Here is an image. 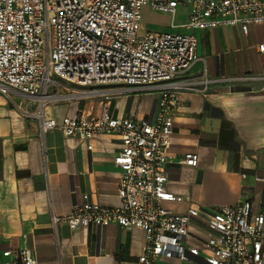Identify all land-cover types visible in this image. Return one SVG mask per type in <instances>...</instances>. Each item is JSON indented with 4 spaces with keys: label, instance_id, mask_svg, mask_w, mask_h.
Here are the masks:
<instances>
[{
    "label": "built area",
    "instance_id": "2783aa9c",
    "mask_svg": "<svg viewBox=\"0 0 264 264\" xmlns=\"http://www.w3.org/2000/svg\"><path fill=\"white\" fill-rule=\"evenodd\" d=\"M144 8L169 17L182 11L184 22H171L165 32L145 30ZM259 23L264 0H0V95L22 117L37 120L41 135L58 131L84 141L88 151L96 136L120 137L112 160L121 171L119 205L100 206L83 195L63 223L70 229L115 224L142 230L138 264H264V203L256 212L248 200L209 212L195 205L183 213L165 207L181 200L167 190L165 174L177 96L258 79L211 78L204 68L193 75V65L203 64L195 33L237 26L245 35ZM148 91L159 95L150 118L110 114L111 97ZM83 100H98L97 112L44 118L47 105ZM197 160L188 153L179 164L196 167ZM193 221L205 227L204 239L190 236ZM2 256L0 264H36L26 247Z\"/></svg>",
    "mask_w": 264,
    "mask_h": 264
},
{
    "label": "crops",
    "instance_id": "0c3cea01",
    "mask_svg": "<svg viewBox=\"0 0 264 264\" xmlns=\"http://www.w3.org/2000/svg\"><path fill=\"white\" fill-rule=\"evenodd\" d=\"M153 23L142 27L169 31V16L148 8ZM181 17L184 13L180 11ZM196 75L204 68L211 78L256 77L209 86L205 94L180 93L167 150L166 188L179 202L165 207L183 213L190 205L204 211L248 200L253 211L264 203V23L197 31ZM157 92L122 93L111 97L114 117L150 118ZM98 100L47 105L45 119L59 121L77 111L91 115ZM92 150L58 131L39 132L35 119L22 117L0 95V262L4 251L32 249L36 264H138L144 246L140 229L111 224L70 229L60 219L70 215L86 195L90 203L117 207L121 171L113 157L121 149L117 135L96 136ZM197 155L196 167L179 164L185 154ZM262 179L263 181H259ZM59 219L55 224L51 218ZM196 240L207 235L196 221L189 227ZM168 264H176L170 262Z\"/></svg>",
    "mask_w": 264,
    "mask_h": 264
},
{
    "label": "rangeland",
    "instance_id": "374dc122",
    "mask_svg": "<svg viewBox=\"0 0 264 264\" xmlns=\"http://www.w3.org/2000/svg\"><path fill=\"white\" fill-rule=\"evenodd\" d=\"M181 12L180 11H177V13L172 16V17H169V24L172 22L174 25H179L181 23L184 22V18L181 17ZM142 16L144 17V20L145 22H147V24H151L153 23L154 19H153V16L152 14H148V13H143Z\"/></svg>",
    "mask_w": 264,
    "mask_h": 264
}]
</instances>
